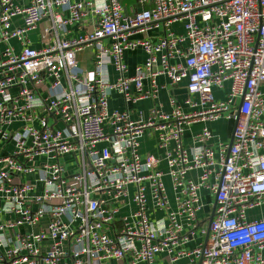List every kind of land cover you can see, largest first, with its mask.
<instances>
[{
	"label": "built area",
	"instance_id": "1",
	"mask_svg": "<svg viewBox=\"0 0 264 264\" xmlns=\"http://www.w3.org/2000/svg\"><path fill=\"white\" fill-rule=\"evenodd\" d=\"M137 3L0 0V264H264V0ZM221 119L232 145L211 144ZM148 132L160 155L141 153ZM126 198L136 210L121 216Z\"/></svg>",
	"mask_w": 264,
	"mask_h": 264
},
{
	"label": "crops",
	"instance_id": "2",
	"mask_svg": "<svg viewBox=\"0 0 264 264\" xmlns=\"http://www.w3.org/2000/svg\"><path fill=\"white\" fill-rule=\"evenodd\" d=\"M123 2V4L125 5V7L127 8V11L129 13H134L137 10H139L141 8V6L137 3V0H121ZM94 19L90 16L88 18H86L85 22H80V23H76V24H72L70 25V32L68 33L69 37H78L80 35H83L85 32H87V30L90 28V26H93ZM49 25L48 21H42L37 29V31H34L31 33V36L33 37V46L40 48L42 46V42H40V40L38 39L40 31L45 28L46 26ZM13 43L15 44L17 50L20 49V44L18 41H13ZM126 62L129 65L130 68V72L134 73L135 71V67L138 63L144 61L146 55L145 52L141 49H135V50H128L126 52ZM78 60H79V64L85 68V69H90L92 67V64L94 62V49L92 46H87L85 47L82 51H80L78 53ZM161 83H167L168 79L166 77H160L159 78ZM172 93L173 95H175L177 97V99L179 101H183L184 98L187 95V91H186V87H185V83H181L178 86L172 87L170 88V85L168 87H166V90H164L161 94V100L164 102V104L167 106V102H168V96L169 94ZM153 105V101L148 99V100H142L136 104H130L129 107L131 109H143V110H147L148 108H150ZM111 107L112 108H117V109H124L126 107L124 100L122 99V97L118 94V93H114L112 94V100H111ZM204 125V123L199 122V123H194L192 125H190L185 134H184V143L188 146L192 144V136L193 134L198 131L202 126ZM209 126L214 130L216 137L214 138V140H212V145L217 146L218 141L222 140L225 143H230L231 139H232V132H233V127H231V122H227L224 119H221L218 122H214V123H209ZM141 153L142 154H147V153H154V154H161V150H159L158 146H157V140H156V136L155 135H151L149 132L143 137V139L141 140ZM4 149H8V147L10 146H6V145H1ZM8 151H5L4 153H6ZM163 169H166V163L162 162L160 165ZM130 192L131 195L133 193V187H130ZM205 193V192H203ZM131 198V197H130ZM130 198H126L125 199V203L127 205L123 206L121 208V216H125V215H129L132 212H134L135 206L133 203H130ZM205 203H206V208L204 209L203 213L201 214V217H204L206 215L211 216L212 212H213V200L211 197H206L205 198ZM262 212H264V208L262 209ZM161 214L158 213L157 215H154V217H160ZM200 241V239H199ZM196 243L195 242H191L188 245V248H192L193 246H195ZM111 264H116V263H111ZM117 264H124V262H120ZM140 264H144V263H140ZM156 264H170L169 258L167 257L166 254H162L157 256L156 258ZM184 264V263H182Z\"/></svg>",
	"mask_w": 264,
	"mask_h": 264
},
{
	"label": "water",
	"instance_id": "3",
	"mask_svg": "<svg viewBox=\"0 0 264 264\" xmlns=\"http://www.w3.org/2000/svg\"><path fill=\"white\" fill-rule=\"evenodd\" d=\"M232 140L233 139H231L230 145H232ZM214 209H215V207H214ZM214 209H213V213L211 215L210 223L213 221V218H214Z\"/></svg>",
	"mask_w": 264,
	"mask_h": 264
},
{
	"label": "rangeland",
	"instance_id": "4",
	"mask_svg": "<svg viewBox=\"0 0 264 264\" xmlns=\"http://www.w3.org/2000/svg\"><path fill=\"white\" fill-rule=\"evenodd\" d=\"M227 122H231V127L234 126V121L227 120ZM250 217H252L251 214H250ZM252 219H254V217H252L250 220H252Z\"/></svg>",
	"mask_w": 264,
	"mask_h": 264
}]
</instances>
